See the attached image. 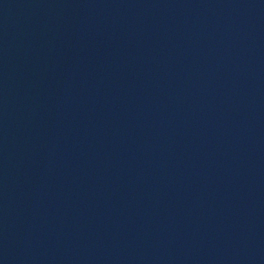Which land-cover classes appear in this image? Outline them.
<instances>
[{"label":"water","instance_id":"1","mask_svg":"<svg viewBox=\"0 0 264 264\" xmlns=\"http://www.w3.org/2000/svg\"><path fill=\"white\" fill-rule=\"evenodd\" d=\"M0 264H264V0H0Z\"/></svg>","mask_w":264,"mask_h":264}]
</instances>
